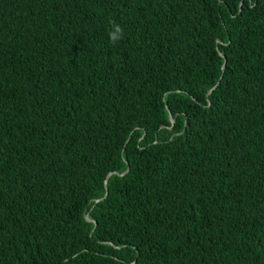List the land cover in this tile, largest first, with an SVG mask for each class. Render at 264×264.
<instances>
[{
    "label": "trees",
    "instance_id": "1",
    "mask_svg": "<svg viewBox=\"0 0 264 264\" xmlns=\"http://www.w3.org/2000/svg\"><path fill=\"white\" fill-rule=\"evenodd\" d=\"M0 264H264V0H0Z\"/></svg>",
    "mask_w": 264,
    "mask_h": 264
},
{
    "label": "clouds",
    "instance_id": "2",
    "mask_svg": "<svg viewBox=\"0 0 264 264\" xmlns=\"http://www.w3.org/2000/svg\"><path fill=\"white\" fill-rule=\"evenodd\" d=\"M108 36L111 44H118L124 38L123 28L119 24L112 22Z\"/></svg>",
    "mask_w": 264,
    "mask_h": 264
},
{
    "label": "water",
    "instance_id": "3",
    "mask_svg": "<svg viewBox=\"0 0 264 264\" xmlns=\"http://www.w3.org/2000/svg\"><path fill=\"white\" fill-rule=\"evenodd\" d=\"M170 121H171V123H174V120L171 118V116H170ZM88 217L86 216V219H87ZM87 221H90L89 219H87Z\"/></svg>",
    "mask_w": 264,
    "mask_h": 264
}]
</instances>
